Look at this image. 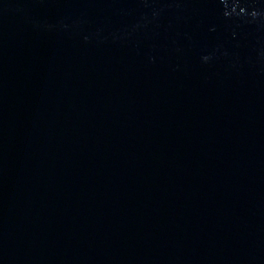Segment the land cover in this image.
<instances>
[{"label":"water","instance_id":"1","mask_svg":"<svg viewBox=\"0 0 264 264\" xmlns=\"http://www.w3.org/2000/svg\"><path fill=\"white\" fill-rule=\"evenodd\" d=\"M0 264H264V0H0Z\"/></svg>","mask_w":264,"mask_h":264}]
</instances>
